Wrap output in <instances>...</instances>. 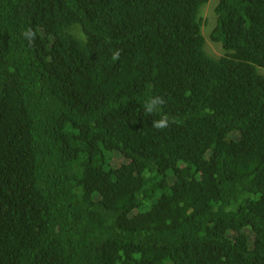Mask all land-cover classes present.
Here are the masks:
<instances>
[{
  "label": "trees",
  "instance_id": "16d2710c",
  "mask_svg": "<svg viewBox=\"0 0 264 264\" xmlns=\"http://www.w3.org/2000/svg\"><path fill=\"white\" fill-rule=\"evenodd\" d=\"M208 1L0 0V264H264V0L218 59Z\"/></svg>",
  "mask_w": 264,
  "mask_h": 264
},
{
  "label": "rangeland",
  "instance_id": "374dc122",
  "mask_svg": "<svg viewBox=\"0 0 264 264\" xmlns=\"http://www.w3.org/2000/svg\"><path fill=\"white\" fill-rule=\"evenodd\" d=\"M218 0H209L208 3L202 8L201 10V17L203 19V25H202V35L205 40V51L206 53L211 56L212 58H220L223 56H226V51L222 48V46L219 43L213 42L210 39V34L214 27L216 26V14H215V8L217 6ZM259 71L264 74V69H259ZM149 194V192H142V195ZM158 196L154 195L153 199H156ZM151 200H144L142 202L141 207L138 211H145L149 209V206L151 205ZM246 235L250 240L253 239L252 233L250 230L245 231Z\"/></svg>",
  "mask_w": 264,
  "mask_h": 264
},
{
  "label": "clouds",
  "instance_id": "9594fccd",
  "mask_svg": "<svg viewBox=\"0 0 264 264\" xmlns=\"http://www.w3.org/2000/svg\"><path fill=\"white\" fill-rule=\"evenodd\" d=\"M21 35L24 38V40L27 41V43L29 45H32L34 43L36 34H35V32L31 28H26L21 33ZM120 56H121V50L119 48H117V49L113 50L111 59L113 61H117V60L120 59ZM165 103H166V101H165V99L162 96H159V95L149 96L145 100V102H144V104H143L142 107H143V110H144L145 114L152 115L154 113H160V112H162ZM171 122L172 123H179V122H182V121H178L177 118L173 117V118H171ZM169 123H170L169 116L166 115V114H164L158 120H154V122L152 124V127L155 128V129H157V130H163V129H166L169 126ZM246 230H250V229H245L244 232ZM252 236H253V234H252Z\"/></svg>",
  "mask_w": 264,
  "mask_h": 264
}]
</instances>
